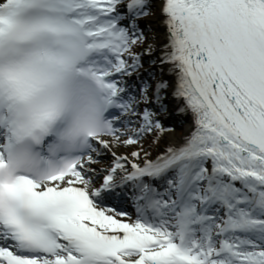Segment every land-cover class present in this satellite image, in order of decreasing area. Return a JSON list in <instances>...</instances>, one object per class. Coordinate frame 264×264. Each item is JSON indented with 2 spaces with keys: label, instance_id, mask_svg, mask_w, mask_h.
<instances>
[{
  "label": "snow or ice",
  "instance_id": "snow-or-ice-1",
  "mask_svg": "<svg viewBox=\"0 0 264 264\" xmlns=\"http://www.w3.org/2000/svg\"><path fill=\"white\" fill-rule=\"evenodd\" d=\"M0 264H264V0H0Z\"/></svg>",
  "mask_w": 264,
  "mask_h": 264
},
{
  "label": "rangeland",
  "instance_id": "rangeland-1",
  "mask_svg": "<svg viewBox=\"0 0 264 264\" xmlns=\"http://www.w3.org/2000/svg\"><path fill=\"white\" fill-rule=\"evenodd\" d=\"M174 131L169 133L163 140H161L159 146H153L150 148L152 155L155 156L157 152L162 151L164 147H166L170 143V139L172 136H182L184 133V123H175L173 122ZM151 144V139L145 142V147H149ZM131 149H121V152L130 151Z\"/></svg>",
  "mask_w": 264,
  "mask_h": 264
},
{
  "label": "bare ground",
  "instance_id": "bare-ground-1",
  "mask_svg": "<svg viewBox=\"0 0 264 264\" xmlns=\"http://www.w3.org/2000/svg\"><path fill=\"white\" fill-rule=\"evenodd\" d=\"M191 127H192V122L191 120H187L186 122H184V133L182 136H172L171 139H170V143H179L180 140L182 139L183 136H185L190 130H191ZM119 151H121V149H119Z\"/></svg>",
  "mask_w": 264,
  "mask_h": 264
}]
</instances>
